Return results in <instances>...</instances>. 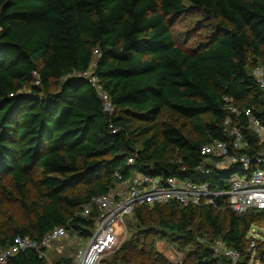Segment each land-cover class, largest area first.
Segmentation results:
<instances>
[{"label": "trees", "instance_id": "1", "mask_svg": "<svg viewBox=\"0 0 264 264\" xmlns=\"http://www.w3.org/2000/svg\"><path fill=\"white\" fill-rule=\"evenodd\" d=\"M189 14L199 17L191 41L176 43L170 23ZM95 49L111 113L87 79L72 76L89 68ZM257 64L264 66V0H0V209L9 200L24 216L0 228V250L15 236L40 240L58 226L90 236L97 212H80L114 187L115 173L226 190V172L195 170L199 148L231 139L224 97L264 124V95L251 75ZM231 125L243 127L245 152L264 149L244 117L232 115ZM214 204L136 206L112 260L172 264L156 249L167 239L188 247L194 264H230L210 246L221 239L240 252L238 264H249L246 235L264 225V211L240 215L221 197ZM74 255L49 263L28 248L7 264H72ZM254 258L264 264V241Z\"/></svg>", "mask_w": 264, "mask_h": 264}, {"label": "built area", "instance_id": "2", "mask_svg": "<svg viewBox=\"0 0 264 264\" xmlns=\"http://www.w3.org/2000/svg\"><path fill=\"white\" fill-rule=\"evenodd\" d=\"M98 54L95 49L89 68L81 73L73 72L72 76L87 79L102 100L104 110L111 113L109 97L103 90L98 76L94 74ZM251 75L264 95V66H254ZM38 83L36 79L35 84ZM223 100L226 102L227 112L224 124L230 127L231 139L213 140L200 146L201 161L195 170L205 177L212 173L219 174L220 171L226 172V190L213 189L208 181L172 175H149L131 170L129 176L123 178L121 174L115 173L117 182L114 187L104 194L94 195L80 212L82 216H87L92 208L97 212L90 236L83 238L64 226L55 227L40 240L15 236L10 245L0 250V264H7L16 253L28 248L36 250L39 256L46 259L51 245L64 239L74 242L77 246L72 264H124L121 260H112V256L119 251L128 233L127 216L136 206L144 204L175 201L183 206L215 205L214 199L221 197L232 211L240 215L250 209L264 211V149L259 154L245 152L248 142L244 129L241 126H232L231 116L244 117L247 130L257 137L259 143L264 140V124L251 109L237 107L228 97ZM127 161L132 164L134 158L130 157ZM235 169H238L241 175L237 174ZM257 229L264 231V226L253 224L246 235V238L250 239L247 250L251 254H255L257 242L264 241L257 239ZM210 246L215 256L227 259L230 264H238L241 259L240 252L228 247L221 239L213 240ZM253 259L254 256H251L250 261Z\"/></svg>", "mask_w": 264, "mask_h": 264}, {"label": "rangeland", "instance_id": "3", "mask_svg": "<svg viewBox=\"0 0 264 264\" xmlns=\"http://www.w3.org/2000/svg\"><path fill=\"white\" fill-rule=\"evenodd\" d=\"M198 15L189 14L183 15L178 19L171 21V28L174 36V40L179 44H189L191 39L189 37V29L191 28L194 20L198 19ZM237 174L241 175L240 171ZM20 209L14 202L9 200L5 201L0 209V228L2 230L12 229L13 227L20 224L24 218ZM260 226H264L260 224ZM128 229L129 232H132ZM258 235L257 239L264 240L263 229H257ZM128 235V233H127ZM126 235V237H127ZM75 246V247H74ZM76 244L64 239L59 242H55L48 249L46 260L52 263L54 260L58 259L60 256H73L75 253ZM156 249L161 253L170 263L172 264H194L193 256H187V248H180L176 244L170 242L167 239H160L156 242ZM254 256V254H252ZM249 264H262L257 259H253Z\"/></svg>", "mask_w": 264, "mask_h": 264}]
</instances>
